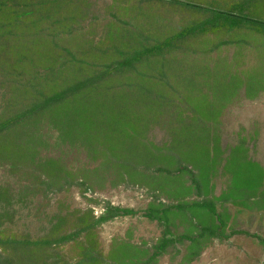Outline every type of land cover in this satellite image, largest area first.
Wrapping results in <instances>:
<instances>
[{
  "label": "rangeland",
  "instance_id": "rangeland-1",
  "mask_svg": "<svg viewBox=\"0 0 264 264\" xmlns=\"http://www.w3.org/2000/svg\"><path fill=\"white\" fill-rule=\"evenodd\" d=\"M217 10L264 22V0H0V123L95 79L0 143L6 228L52 245L31 264H264L245 234L146 262L202 226L264 238V27ZM180 163L201 194L156 171ZM107 204L135 213L98 221Z\"/></svg>",
  "mask_w": 264,
  "mask_h": 264
},
{
  "label": "trees",
  "instance_id": "trees-1",
  "mask_svg": "<svg viewBox=\"0 0 264 264\" xmlns=\"http://www.w3.org/2000/svg\"><path fill=\"white\" fill-rule=\"evenodd\" d=\"M219 17H224V19H237L239 24L242 25H259L264 27V22L258 21L254 18L238 15L234 12L229 11H222L217 10L216 11ZM253 23V24H252ZM120 66L126 65L128 62L125 60L116 62ZM95 82V79L93 77H86L84 79L78 80L74 82L73 84L69 85L66 89H63L57 93L51 94L44 99L38 101L37 103L32 104L31 106H28L21 112L20 118H15L13 120L4 121L0 123V143L3 140V138L6 136L7 133L15 131L17 127H19L20 123H27L30 119L33 117L39 115L45 109L65 100V98L68 95H73L81 90H84L88 88L90 85H92ZM156 171L168 173V174H176L180 173L182 171H186L188 173L189 179L191 183L194 185L196 191L198 194H201L202 190V184L199 178L197 177L194 170H192L188 165H184L180 163L178 167L171 171L169 169L158 167L156 168ZM60 190V189H59ZM57 190V191H59ZM3 193H0V196ZM8 203V198L3 197V199H0V206L1 202ZM202 205L205 206L211 213L215 214L218 220L220 221V217L218 214H216V208L214 207L213 203L210 200L204 199L201 201ZM0 207V264H31V260L33 257L34 250H44L48 247H51L52 245L46 241L45 238H31L26 233H18L17 231L9 230L6 228L7 223L9 222L10 216L8 212L1 211ZM135 211L131 208H125L115 205L107 204L105 208V213L102 214L98 221L100 220H106L108 218H112L114 216L118 215H127V214H134ZM145 216H147L150 219H160L159 216L153 214L152 212H146L144 213ZM221 224V223H220ZM236 234H245L248 236H254L256 237L259 242L263 245L264 248V238L249 233L245 230H239V229H232L228 233H224L221 226H218L216 229L211 227H199V232L196 235H186L181 234L176 237H164L160 243L154 245V250L151 254V256L147 259L146 262L152 261L154 258L161 255V253L164 251L165 247L169 243H175V242H181L184 240L189 241H196L197 239H201L205 236H211L216 237L221 240L228 239L229 237L236 235ZM76 236H69V235H61L58 238L59 242L65 243L68 240L74 239ZM57 239L51 241V242H58ZM101 257V255H100Z\"/></svg>",
  "mask_w": 264,
  "mask_h": 264
}]
</instances>
